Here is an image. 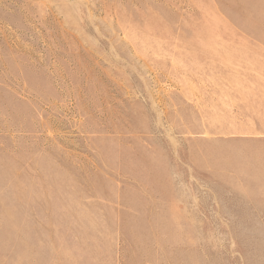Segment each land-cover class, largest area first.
<instances>
[{
    "label": "rangeland",
    "instance_id": "rangeland-1",
    "mask_svg": "<svg viewBox=\"0 0 264 264\" xmlns=\"http://www.w3.org/2000/svg\"><path fill=\"white\" fill-rule=\"evenodd\" d=\"M256 137L264 0H0V264H264Z\"/></svg>",
    "mask_w": 264,
    "mask_h": 264
},
{
    "label": "crops",
    "instance_id": "crops-1",
    "mask_svg": "<svg viewBox=\"0 0 264 264\" xmlns=\"http://www.w3.org/2000/svg\"><path fill=\"white\" fill-rule=\"evenodd\" d=\"M238 150L241 152L239 158L246 159L245 162L240 160L243 179L250 181L251 187L264 189V137L249 139Z\"/></svg>",
    "mask_w": 264,
    "mask_h": 264
}]
</instances>
